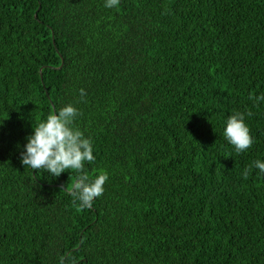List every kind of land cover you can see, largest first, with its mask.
I'll return each mask as SVG.
<instances>
[{
  "label": "trees",
  "instance_id": "obj_1",
  "mask_svg": "<svg viewBox=\"0 0 264 264\" xmlns=\"http://www.w3.org/2000/svg\"><path fill=\"white\" fill-rule=\"evenodd\" d=\"M80 89L85 90L83 99ZM264 0H0V264H264ZM107 172L24 166L65 104ZM255 143L237 154L227 118Z\"/></svg>",
  "mask_w": 264,
  "mask_h": 264
},
{
  "label": "clouds",
  "instance_id": "obj_2",
  "mask_svg": "<svg viewBox=\"0 0 264 264\" xmlns=\"http://www.w3.org/2000/svg\"><path fill=\"white\" fill-rule=\"evenodd\" d=\"M120 0H104V7L116 8ZM85 90L80 89L83 99ZM254 104L264 103V94L253 98ZM80 115L74 103L65 104L55 113H50L37 126H32V132L26 137L20 160L24 166L32 170L43 169L51 177H59L66 170H75L76 181L72 185L70 195L73 203L79 207L91 208L95 199L101 197L105 191V184L109 180L108 173L100 172L94 178L84 171L85 162L95 160L94 146L90 137L74 127V121ZM252 113L236 111L225 121L223 136L234 147L237 154L245 152L255 143L251 130L246 122V116ZM252 168L264 174V159L253 161L249 168L242 172L243 179H247ZM71 264H75L74 261Z\"/></svg>",
  "mask_w": 264,
  "mask_h": 264
}]
</instances>
